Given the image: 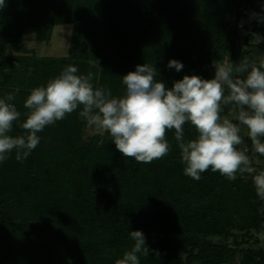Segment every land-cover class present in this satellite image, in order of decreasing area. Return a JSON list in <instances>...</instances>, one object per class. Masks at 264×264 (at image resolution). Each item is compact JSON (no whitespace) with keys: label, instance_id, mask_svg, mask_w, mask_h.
Wrapping results in <instances>:
<instances>
[{"label":"trees","instance_id":"trees-1","mask_svg":"<svg viewBox=\"0 0 264 264\" xmlns=\"http://www.w3.org/2000/svg\"><path fill=\"white\" fill-rule=\"evenodd\" d=\"M250 2L4 0L0 62L7 50H21L26 30L40 43L55 26L71 25L70 57L94 46L102 68L97 87L113 97L126 92L122 77L145 63L156 66V79L168 88L185 75L212 79L224 58L238 64V18ZM251 33L264 49V25ZM173 59L181 71L167 66ZM25 63L26 87L0 90V98L15 94L21 113L12 136L25 134L19 125L31 90L61 73L55 62ZM76 67L87 75L86 66ZM222 107L223 118L230 106ZM80 110L39 132L40 143L23 162L13 151L0 163V264H115L131 250L136 230L149 248L148 256L138 254L140 264H264V249L250 245L264 231V200L251 176L230 181L211 169L198 181L185 175L174 129L166 135L168 155L151 163L122 156L111 136L102 147L86 145ZM196 137L186 122L185 140Z\"/></svg>","mask_w":264,"mask_h":264},{"label":"clouds","instance_id":"clouds-1","mask_svg":"<svg viewBox=\"0 0 264 264\" xmlns=\"http://www.w3.org/2000/svg\"><path fill=\"white\" fill-rule=\"evenodd\" d=\"M3 6L4 0H0ZM253 16L264 22V16ZM167 66L178 72L183 68L174 59ZM214 66L212 79L185 75L168 88L156 79V66L137 65L135 71L122 77L125 94L113 97L106 87L94 88L91 73L77 75V67L68 65L46 86L31 90L24 102L29 111L19 125L23 135H10L21 117L12 103L15 94L0 98V163L13 151L15 159L23 162L40 143L39 132L81 108L79 116L88 126L108 133L122 156L140 163L162 159L171 147L167 132L174 129L185 175L198 181L201 173L211 169L234 181L237 174H248L264 200V170L258 172L249 156L238 149L244 143L242 125L254 151L264 156V59ZM222 106H231L232 119L222 118ZM186 122L194 126L195 139L185 140ZM130 238L134 241L131 250L115 264H140L138 254L148 256L144 234L132 231Z\"/></svg>","mask_w":264,"mask_h":264},{"label":"rangeland","instance_id":"rangeland-1","mask_svg":"<svg viewBox=\"0 0 264 264\" xmlns=\"http://www.w3.org/2000/svg\"><path fill=\"white\" fill-rule=\"evenodd\" d=\"M100 2L103 5H113L115 3H123V0H94ZM241 16L238 18L239 22V59L238 63L247 59L250 61H259L264 59V49L260 47V41L258 38L252 36V30L255 26L263 24L254 18L253 14H259L264 16V0H253L241 10ZM236 14H233L235 19ZM72 43V26L71 25H58L55 26L50 34V38L46 42L38 43L35 40L34 30H26L23 33V42L21 50L15 52L12 49L7 50L4 60L5 63L0 62V90L10 89L17 91L26 87V76L20 73V68H23L26 63L25 59L31 62H55L56 69L61 72L65 68V64L68 65H83L86 66V73L92 74V83L94 88H97L99 79L101 77V60L95 57V47L90 44H84L82 51L77 50V53L71 58L69 55V49ZM13 61L16 62L12 63ZM228 64L227 58H224L222 62ZM215 66L212 67V78L215 77ZM28 74V73H27ZM246 76L245 74H242ZM223 118L232 119L231 106L227 114ZM236 123L235 120H233ZM247 129L241 125V136L244 138V143L238 146V149L245 152L249 156L252 166L257 171L264 170V156L256 153L252 148L251 141L248 139ZM95 139V140H94ZM110 135L106 132L97 131L94 127L87 125L83 130V143L93 144L95 147H102L108 140ZM94 140V141H92ZM255 241L252 240V245L255 249H264V231L260 234H254Z\"/></svg>","mask_w":264,"mask_h":264}]
</instances>
